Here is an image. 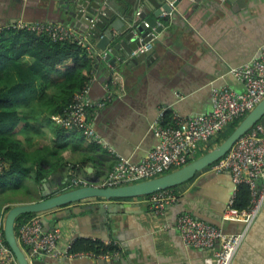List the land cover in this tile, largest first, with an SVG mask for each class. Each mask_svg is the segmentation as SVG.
Wrapping results in <instances>:
<instances>
[{
  "label": "crops",
  "instance_id": "crops-1",
  "mask_svg": "<svg viewBox=\"0 0 264 264\" xmlns=\"http://www.w3.org/2000/svg\"><path fill=\"white\" fill-rule=\"evenodd\" d=\"M106 1L103 7H111L116 15L103 31L111 28L119 34L112 23L119 17L127 22L128 12L124 16L116 12L121 0ZM66 3V0H0V31L18 26L20 21L59 20V10ZM144 5L139 4L138 11ZM198 5L192 0H181L171 12L158 18L161 27H151L150 33L152 47L159 56L150 65L131 67L130 60L121 61L114 55L116 67L106 61L97 71L90 85L92 100L105 97L107 84L113 99L105 107L89 111L95 131L92 141L80 130L60 134V127L50 117L54 108L31 113L34 119L29 122L35 126L33 129L23 126L18 133L27 152L37 161L32 177L37 170L43 174L39 183L33 178L28 182L36 199L31 202L44 199V191L67 188L71 170L93 185L103 183L117 160L113 150L123 158L140 162L158 143L152 126L162 108L169 107L184 116L208 112L213 107L215 88L229 86L245 91V84L231 70L257 56L264 44V0H245V4L237 0H200ZM155 9L148 4L146 16H153ZM99 39L94 41L96 45ZM114 47V43L109 46ZM52 76L57 78L60 73ZM54 90L51 88L50 93ZM22 111H29L27 105H23ZM46 115L47 121L43 119ZM258 123L264 127V117ZM214 141L210 140L199 153L216 146ZM239 186L230 171L216 173L209 167L176 186L178 198L162 214L149 207L147 196L115 200L110 222L99 212V198L64 207V215L56 217L55 226H51L55 211L36 213L44 228L62 229L61 249H67L76 238L117 241L121 245L118 256L45 255L46 264H97L101 259L121 256L124 260L120 264H206L219 245L209 250L186 245L177 228L178 217L184 212L222 226L227 234L242 232L248 226L231 264H264V205L250 225L244 219L223 217ZM32 196L16 195L18 201H29ZM8 205L0 207V218H5ZM70 208L72 211L67 210Z\"/></svg>",
  "mask_w": 264,
  "mask_h": 264
},
{
  "label": "built area",
  "instance_id": "built-area-1",
  "mask_svg": "<svg viewBox=\"0 0 264 264\" xmlns=\"http://www.w3.org/2000/svg\"><path fill=\"white\" fill-rule=\"evenodd\" d=\"M139 13L140 11L137 12V16ZM98 20V15L92 18L86 32L65 23L51 21L31 23L20 21L16 27L47 32L54 41L77 43L89 54L107 60L106 56L111 48L101 51L89 38L94 34V27ZM151 42L152 40L141 45L131 56L151 49ZM231 72L243 81L245 91H237L229 86L215 88L213 107L208 112L184 116L169 107L162 108L152 126L158 143L140 162H132L113 150L117 160L103 183L93 185L88 179L80 177L71 170L68 190L89 185L118 187L133 184L163 175L194 160L197 153L205 149L210 140L218 137L235 121L245 117L264 98V44L257 56L232 68ZM95 79L96 72L92 74L84 87L74 94L71 103L61 113L51 116L56 125L68 131L80 130L88 141L95 138L93 125L89 120V111L92 108L101 109L113 99V93L107 84L105 97L100 101L92 100L90 85ZM3 166L5 163L0 157V169ZM210 167L216 173L230 171L234 183L238 186L248 185L251 193L248 209L240 212L234 208L236 197L234 194L229 199L223 217L224 219H244L250 225L264 205V127L259 123L254 125ZM145 196H147L149 207L157 214L164 213L178 198L174 188L159 190ZM4 220L5 218H0V264H19L5 239ZM177 228L188 246L209 250L219 245L214 255L206 259V264H231L245 239L248 226L242 232L227 234L222 226L199 219L190 212H184L178 217ZM16 233L23 249L31 250V256L43 252L52 257H99L96 253L89 251L70 252L71 244L67 249H61L59 241L63 236L62 229L53 227L45 230L39 215L21 221L16 227ZM106 243L117 246L119 250L114 255H120L121 245L117 241H106Z\"/></svg>",
  "mask_w": 264,
  "mask_h": 264
},
{
  "label": "trees",
  "instance_id": "trees-1",
  "mask_svg": "<svg viewBox=\"0 0 264 264\" xmlns=\"http://www.w3.org/2000/svg\"><path fill=\"white\" fill-rule=\"evenodd\" d=\"M106 61L89 54L77 43L54 41L44 31L16 26L0 31V157L5 163L0 169V207L8 203L5 212L14 204L36 200L28 182L33 178L37 184L43 177L38 170L32 177L37 161L27 152L18 135L23 126L31 129L35 126L29 122L34 119L31 113L35 110L44 112L49 108H54L53 114L61 113L71 103L74 94ZM57 72L60 76L54 78L52 74ZM51 88H55L53 93H50ZM29 101L34 104L30 105ZM23 105H27L29 111H22ZM47 116L43 118L46 121L49 120ZM243 118L220 133L214 139L215 145L226 138ZM58 131L61 134L68 130L60 127ZM19 193L30 194L33 198L18 201L16 195ZM250 201L248 185L240 184L234 208L245 211ZM35 214L20 216L17 224ZM71 245L70 252L89 251L105 256L119 250L113 244L94 238H76Z\"/></svg>",
  "mask_w": 264,
  "mask_h": 264
},
{
  "label": "water",
  "instance_id": "water-1",
  "mask_svg": "<svg viewBox=\"0 0 264 264\" xmlns=\"http://www.w3.org/2000/svg\"><path fill=\"white\" fill-rule=\"evenodd\" d=\"M110 0H108L109 3ZM181 0H121V4L117 7L116 12L119 15H127V22L123 19L116 18L112 23L117 32L115 34L111 28L103 29L108 25L109 20L116 15L111 7H103L106 0H66V6L59 10L60 19L51 22H60L68 24L80 31L86 32L87 26L91 25V19L99 16V20L94 27V34L90 35L91 41L100 38L97 47L101 51H107L110 44H115L114 48L107 54L106 59L116 67L117 56L121 61H131V67L142 64L150 65L154 58L159 55L152 47L149 50L142 51L138 55L131 56L141 45L150 42L153 35L150 33L151 27H157L160 16L164 12H171L172 7L178 6ZM198 7L200 0H192ZM235 1V0H231ZM239 3L245 4V0H237ZM144 3L143 9L137 16L139 4ZM148 4L154 6L153 16H146L145 10ZM132 8H129V7ZM124 28V29H123ZM123 29V30H122ZM122 30V31H121ZM102 35V37H100ZM130 42V43H129ZM264 117V98L238 123L235 129L220 143L207 152L196 157L188 164L165 173L163 175L140 181L133 184L122 185L118 187H100L85 186L66 190L67 188L54 189L52 191H44L41 199L36 202L16 204L12 206L4 220L5 239L14 253L19 264H46L47 258L45 253L39 252L35 256H31V250L25 251L20 245L17 233L16 223L20 216L29 213H43L55 211L53 213V221L51 226L56 225V217L64 215L62 209L72 204L93 198L101 199L98 203L100 214L109 222L114 216L113 209L116 206L115 200L134 198L152 194L156 191L174 188L192 178L198 173L209 168L213 163L223 157L236 143V141L248 132ZM46 189V187H45ZM59 210V211H57ZM72 211V209H67ZM43 223V221H42ZM45 230H48L45 228ZM124 257H113L110 260L101 259L97 264H120Z\"/></svg>",
  "mask_w": 264,
  "mask_h": 264
},
{
  "label": "rangeland",
  "instance_id": "rangeland-1",
  "mask_svg": "<svg viewBox=\"0 0 264 264\" xmlns=\"http://www.w3.org/2000/svg\"><path fill=\"white\" fill-rule=\"evenodd\" d=\"M200 155H201V154L197 153L196 157H198V156H200ZM196 157H195V158H196Z\"/></svg>",
  "mask_w": 264,
  "mask_h": 264
}]
</instances>
